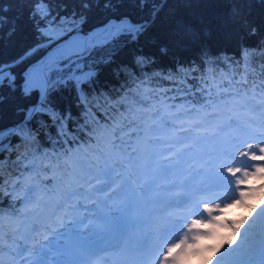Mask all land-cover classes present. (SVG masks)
I'll list each match as a JSON object with an SVG mask.
<instances>
[{
  "label": "snow or ice",
  "instance_id": "obj_1",
  "mask_svg": "<svg viewBox=\"0 0 264 264\" xmlns=\"http://www.w3.org/2000/svg\"><path fill=\"white\" fill-rule=\"evenodd\" d=\"M167 2L79 0L71 11L54 0L0 4V40L12 49L0 58V105L23 101L14 108L17 119L0 126V196L24 197L20 209L0 207V264H170L190 242L247 219L228 220L225 213L228 201L243 205L249 179L264 168V121L252 126L223 112L183 119L165 103L163 81L182 92L195 81L190 76L218 65L205 48L201 64L143 71L155 59L141 40ZM94 10L99 20L90 24ZM175 30L189 39L201 35L179 21ZM129 46L140 52L134 66L117 64ZM253 55L244 49L236 71L241 64L247 69ZM113 64L117 78H125L121 91L100 87L101 73ZM49 170L58 188L45 200L39 177ZM82 209L93 215L82 216ZM190 216L197 219L186 233ZM86 219L90 231L75 232ZM257 219L264 228V206ZM121 221L134 228L120 248L106 252L88 242V235L115 234ZM213 239L220 253L214 264H238L248 229L235 242L218 230Z\"/></svg>",
  "mask_w": 264,
  "mask_h": 264
},
{
  "label": "trees",
  "instance_id": "obj_2",
  "mask_svg": "<svg viewBox=\"0 0 264 264\" xmlns=\"http://www.w3.org/2000/svg\"><path fill=\"white\" fill-rule=\"evenodd\" d=\"M11 2L12 0H0V4ZM54 3L67 4L68 10L71 11L73 6H78L79 0H54ZM233 7L238 9L237 15H233ZM124 11L133 16L139 15L136 8L126 7ZM99 15V12L95 10L90 13V24L98 22ZM178 21L191 25L201 33L200 37L189 39L178 34L175 30ZM21 28L24 34L29 31L26 16L21 22ZM204 29L208 30V35L203 34ZM253 29L256 30L255 34L252 33ZM152 39L155 43L149 42ZM161 46L169 48L166 55L159 52ZM140 47L145 54L152 55L155 59V63L150 68L143 69L149 74L152 71L167 74V70L174 69L177 62L186 66L191 65L193 61L201 64L202 50L205 48L213 59H218V65L225 70H227L226 64H235V61L242 60L244 49L254 53L251 57V65L258 67L259 64H264V55H261L264 50V0H168L149 37L141 40ZM11 53V47L5 48L4 41L0 40V58H6ZM138 54L140 52L137 46H129L119 54L117 64L123 62L134 66V56ZM225 57L229 58L228 61H225ZM115 67L116 64H113L105 68L100 75V87L106 91L112 89L121 91V84L124 83L125 78L123 74L117 78L113 72ZM134 70L141 71L135 68ZM241 70V68L237 69V73ZM260 71L261 78H264V69ZM163 83L169 85L167 81ZM189 83L193 89L198 87L196 81H189ZM187 98L192 99L191 96ZM198 99L199 94H197ZM18 103L23 101L17 97L0 105V126L10 125L17 119L14 108ZM39 178L43 179L44 175L41 174ZM26 195L33 197L34 192H28ZM10 204L14 205V209L9 207ZM23 204V196L14 201L8 194L0 196V207L8 211L20 209Z\"/></svg>",
  "mask_w": 264,
  "mask_h": 264
},
{
  "label": "clouds",
  "instance_id": "obj_3",
  "mask_svg": "<svg viewBox=\"0 0 264 264\" xmlns=\"http://www.w3.org/2000/svg\"><path fill=\"white\" fill-rule=\"evenodd\" d=\"M255 31L253 29L252 33ZM236 68V64H226L227 70L219 65L213 68L206 65L203 74L198 72L195 77H189L197 82L195 89L191 84H185L183 91L177 92L171 85L161 84L158 91L165 94V103L183 119H194L202 113L223 112L255 126L264 121V78H261L260 71L264 64L250 65L247 69L240 65L242 70L239 73ZM189 96L192 99H188ZM27 255L25 253L22 259Z\"/></svg>",
  "mask_w": 264,
  "mask_h": 264
},
{
  "label": "bare ground",
  "instance_id": "obj_4",
  "mask_svg": "<svg viewBox=\"0 0 264 264\" xmlns=\"http://www.w3.org/2000/svg\"><path fill=\"white\" fill-rule=\"evenodd\" d=\"M262 206H264V202L261 204L257 203L256 215L252 216L248 220L247 224L241 225L239 226L238 229H236L237 238L234 240V242L239 239H242L244 229H248V241L246 245L241 246L240 252L237 255V260L241 264H264V228L261 227L260 221L257 219L258 212ZM89 207H91V205ZM86 216H87V213H86ZM226 216H231L233 219H241V217L238 216V214L236 213H232V214L228 213L226 214ZM188 221H190V219ZM122 223L125 224L126 229H124L121 226ZM191 225L192 224L188 222V224L184 226L186 233H190ZM89 227L90 225H88L85 229H82L80 225H77L74 231L80 233L81 235H84L85 231H87ZM133 228H134V224L131 221H121L118 224L117 231L115 234L99 233L95 235H88V242L91 243L97 249H101L105 246H108V245H111L117 242L118 239L123 234H128V232L132 230ZM89 231H90V228H89ZM229 237L233 240L236 236L233 235ZM57 242L60 244H63L64 240L60 239ZM201 244L203 245V247H206L208 251H210V253L207 256L206 264H214L215 258L220 254L219 250L215 251L216 243H212L208 241V242H204ZM201 256L197 258V261L199 263L203 262L202 259H200ZM184 259L185 258L181 252L179 256L175 260L170 261V263L171 264H184L183 262Z\"/></svg>",
  "mask_w": 264,
  "mask_h": 264
},
{
  "label": "rangeland",
  "instance_id": "obj_5",
  "mask_svg": "<svg viewBox=\"0 0 264 264\" xmlns=\"http://www.w3.org/2000/svg\"><path fill=\"white\" fill-rule=\"evenodd\" d=\"M47 179H49L51 182L47 184H40L39 185L40 188L43 190L42 192L38 193V195L43 196L45 200H48L54 196H56L57 193V179L58 176L56 174H54L52 171H47L45 173H43ZM248 188L251 189V192L248 193L245 197V200L243 202V205H235L233 204L232 201H228L227 203L229 204V207L226 209V214L230 213H236L238 214V216L242 218H247L244 223H239L237 222L234 226L227 228L224 226H221L219 229H217L218 231H224L226 233V235L228 236H233L235 235L236 237L233 239V241L237 238V234H236V229L237 226H241L244 224H247L248 220L256 215V205H257V201H255V199L260 200L261 203L264 202V168H261L260 171L253 177H251L249 179V183L247 185ZM49 197V198H47ZM248 208L249 211L244 213V210ZM197 219V217H195L194 219H192L190 221V223L192 224V221ZM217 230L213 231L212 236L209 237H205L202 238L200 240H197L195 243L190 242L187 246V248L184 249V251L182 252V255L184 256V264H206L207 261V256L210 253V251L207 250L206 247H203V245L201 243L204 242H212V243H217L216 240L213 239V236L215 235V232ZM204 231V229H203ZM219 249H217L215 247V251H218ZM202 255V256H201ZM200 257V259H202V263H199L197 261V258ZM182 257V256H181ZM171 264V263H170ZM238 264H241L240 262H238Z\"/></svg>",
  "mask_w": 264,
  "mask_h": 264
}]
</instances>
